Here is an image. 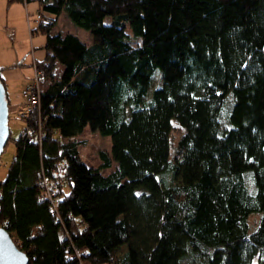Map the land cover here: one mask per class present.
<instances>
[{"label": "trees", "instance_id": "trees-1", "mask_svg": "<svg viewBox=\"0 0 264 264\" xmlns=\"http://www.w3.org/2000/svg\"><path fill=\"white\" fill-rule=\"evenodd\" d=\"M11 1L37 5L50 80L0 183L28 264H264V0ZM62 13L91 44L51 35Z\"/></svg>", "mask_w": 264, "mask_h": 264}, {"label": "rangeland", "instance_id": "rangeland-1", "mask_svg": "<svg viewBox=\"0 0 264 264\" xmlns=\"http://www.w3.org/2000/svg\"><path fill=\"white\" fill-rule=\"evenodd\" d=\"M28 9L35 10L36 11V6L33 4L28 5ZM35 13V12H33ZM35 14H30L29 15V20L30 22H33L35 19ZM109 22V19H106V23ZM32 25V24H31ZM23 34H27L26 38V47L27 49L29 48L30 52V40H29V33L28 31L24 32L23 28H20ZM19 34V29L17 30ZM74 35L80 39L83 43L86 45L91 44L92 38L90 34L82 29H79L78 27L74 26L66 17L64 13H62L58 18L56 25L51 31V35ZM44 39L43 36H35L33 40V46H35V43L37 41H40ZM40 51V50H37ZM63 67L59 64L56 65L55 70H54V75L56 78H59L62 74ZM158 78V77H157ZM50 80L44 79L43 81L40 82L39 86L44 87L47 83H49ZM158 84V80L156 79L154 81V85ZM14 91H9L7 90L6 94L10 93L11 96L13 97H19L22 101H24L23 105L19 107L16 111H11L9 110V121H8V128H9V140L0 156V183L3 182L5 179V176L7 174V170L11 164V162L14 159L15 156V145H14V140H17L20 135L24 132L26 128V122L24 118H22V115L26 113L27 110V103L26 99L24 97V89L21 87V81L16 82L14 85ZM6 91V90H5ZM18 99V98H17ZM71 140L78 142L79 143V153L82 161L89 167L93 168H98L100 165L103 163L101 157H100V152H103L108 156L110 159V165L109 167L102 169L101 174L104 176L109 175L115 168H116V163L112 159L111 155V138L109 136H101L99 133L91 132L89 128H86L82 134L72 138ZM50 187V185H49ZM56 194V193H54ZM259 222V216L258 215H253L250 216L249 218V225L251 226V229H255L258 225ZM12 240V239H11ZM13 241V240H12ZM16 246V245H15ZM126 251L125 247H122L118 253V256H122L123 253Z\"/></svg>", "mask_w": 264, "mask_h": 264}, {"label": "crops", "instance_id": "crops-1", "mask_svg": "<svg viewBox=\"0 0 264 264\" xmlns=\"http://www.w3.org/2000/svg\"><path fill=\"white\" fill-rule=\"evenodd\" d=\"M28 5L30 4L0 0V78L6 92L7 90L14 91L13 85L19 81L25 92L34 77L35 67L37 68V64L43 61L46 55L44 36V39L37 41L33 46L34 37L39 36L31 34L38 23L36 21L38 12L36 4H33L36 6V11H30ZM31 13L36 15L33 22L29 20ZM20 28L29 33L30 52L26 47L27 34H23ZM6 95L9 110L14 112L23 105L24 101L19 97L17 99L10 93Z\"/></svg>", "mask_w": 264, "mask_h": 264}, {"label": "water", "instance_id": "water-1", "mask_svg": "<svg viewBox=\"0 0 264 264\" xmlns=\"http://www.w3.org/2000/svg\"><path fill=\"white\" fill-rule=\"evenodd\" d=\"M9 108L5 88L0 81V156L9 140ZM0 264H28L27 257L15 246L8 233L0 228Z\"/></svg>", "mask_w": 264, "mask_h": 264}, {"label": "built area", "instance_id": "built-area-1", "mask_svg": "<svg viewBox=\"0 0 264 264\" xmlns=\"http://www.w3.org/2000/svg\"><path fill=\"white\" fill-rule=\"evenodd\" d=\"M39 19H40V17L37 14L36 21H39ZM43 78H44V73L35 67L34 77L31 81V84L26 88L25 94H24V97H25L26 103H27V110H28L27 112H31L35 108L38 107V99H37L36 93L38 92L39 84L43 80ZM28 134L31 135V132H28ZM44 186H45V188L47 187L46 188L47 197L49 199H52L54 193L52 194L50 187H48V184L44 185Z\"/></svg>", "mask_w": 264, "mask_h": 264}]
</instances>
